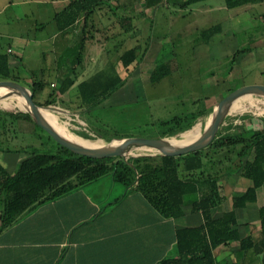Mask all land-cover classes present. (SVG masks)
<instances>
[{
    "label": "rangeland",
    "instance_id": "1",
    "mask_svg": "<svg viewBox=\"0 0 264 264\" xmlns=\"http://www.w3.org/2000/svg\"><path fill=\"white\" fill-rule=\"evenodd\" d=\"M70 1L0 0V52L5 53L10 44L17 53L26 50L23 66L36 73V78L22 67L16 74L21 78L18 84L31 90L33 80L42 79L45 88L37 93L34 101L57 116V122L70 135L86 134L95 140H85L102 145L109 143L96 138V134L112 139L111 143L126 138L182 140L183 135L198 126L203 132L218 104L233 91L244 86H264V2L227 11L218 10L219 6H225L223 1H211L191 6L184 12L182 8H175L182 0H157L155 5L163 7L155 9L147 7L145 0H110L113 7H118L117 11L104 5L89 22L85 52L92 62L76 82L103 68L119 74L124 83L100 105L88 110L80 103L77 87L63 96L56 93L59 80L67 73L53 72V56L48 52L49 37L55 32V25L50 23L54 12ZM165 4L171 9H166ZM122 18L134 19L129 33L124 30ZM48 23L45 30H37L38 25L42 28ZM81 25L67 32L64 38L72 44L78 42L83 34ZM215 26L220 27L217 34L207 39L202 36L204 30ZM35 36L43 42H35ZM23 43L27 45L24 47ZM137 45L141 47L137 61L128 69L123 68L121 55ZM164 63L169 64L171 74L153 83V70ZM17 64V60L12 61V67L17 68ZM250 98L254 105L249 100H241L242 108L230 111L222 128L234 122L238 127L234 125L230 133L264 131V97ZM51 101L54 103L48 104ZM15 105V100L11 101L10 108L0 103V144L19 149L50 142L48 133L35 128L26 119V111ZM188 114L203 115L193 128L164 137L161 122ZM129 156L158 159L160 153L138 149ZM25 157V154L0 153L9 171H14ZM259 194V203L239 212L240 217L246 212H250L252 219L257 217V208L264 203V187Z\"/></svg>",
    "mask_w": 264,
    "mask_h": 264
},
{
    "label": "trees",
    "instance_id": "2",
    "mask_svg": "<svg viewBox=\"0 0 264 264\" xmlns=\"http://www.w3.org/2000/svg\"><path fill=\"white\" fill-rule=\"evenodd\" d=\"M211 1H223L229 10L264 2V0H186L182 6L190 7ZM110 2L71 0L55 14L53 22L61 33V40L77 23L81 21L84 23L80 40L72 47H66L62 55L58 54L59 63L74 58L72 66L66 68V77L59 80L56 93L60 96L65 95L80 76L89 41L88 25L97 10L107 5L112 11H117L118 7H113ZM145 2L150 6L157 3V0ZM133 20L122 18L126 33L133 30L131 25ZM127 22H130V25L126 26ZM219 30V26L212 27L204 30L202 36L210 38ZM140 49V45H137L126 50L120 57L121 66L128 69L133 65L137 61ZM10 57L8 51L0 52V80L21 83L20 76L16 74L22 69L12 67ZM26 73L36 78V73L27 69ZM170 74L169 64H160L152 72V82L158 83ZM123 83L124 80L119 74L102 70L77 86L82 107L90 110L100 105ZM44 88L42 79L33 80L31 88L33 98ZM54 94L55 92L52 93ZM53 103L54 101H51L48 104ZM24 115L35 128L43 130L28 113ZM202 115H181L161 122L160 127L165 129L164 137H172L193 128ZM234 125L238 127L234 122H230L225 128L221 127L213 143L205 149L184 156L160 155L158 159L146 156H129L126 160L121 157L93 159L71 152L58 144L49 134L47 136L51 143L40 142L29 148L10 149L0 144L2 153L26 155L18 163L13 174L0 163V231L12 226L22 216L40 205L54 201L88 182L110 175L126 189L140 191L160 213L169 218L183 215L182 207L188 197L194 199L193 211L203 214V225L177 232L173 255L164 259L161 264H212L214 251L235 241H240L241 251L244 253L249 251L264 253V207L260 211L259 240L252 236L240 238L236 216L237 209H244L249 204L257 202V191L264 186V131L241 130L230 133ZM78 136L95 140L86 134ZM96 138L104 139L108 143L112 141L101 134H96ZM233 174H240L250 180L252 186L243 195L233 199L231 211L214 219L212 210L222 203L219 182Z\"/></svg>",
    "mask_w": 264,
    "mask_h": 264
},
{
    "label": "crops",
    "instance_id": "3",
    "mask_svg": "<svg viewBox=\"0 0 264 264\" xmlns=\"http://www.w3.org/2000/svg\"><path fill=\"white\" fill-rule=\"evenodd\" d=\"M185 1L176 3L175 8L188 11L191 6L183 7ZM147 7L155 9L163 6L153 4ZM212 7L215 10V6ZM165 8L169 10L171 6L165 4ZM219 9L229 10L226 5L219 6ZM60 10L54 12V16ZM54 16L50 23L55 25V32L49 37L48 52L53 56V72L59 75L67 73L66 68L72 66L74 61L72 57L68 62L59 63L58 54L62 55L60 50L72 47L76 42L72 44L65 38L61 40V33L53 22ZM50 23L42 28L38 25L37 30H45ZM83 24L81 21L75 27L81 25L83 30ZM74 28L68 32H72ZM34 41L43 42L36 36ZM23 44L24 47L27 45ZM9 48L14 54L10 57V65L12 66V61L17 60V68H22L23 61L26 60V50L17 53L11 44L8 45L7 51ZM87 58L88 53L85 52L80 75H85L86 68L92 62ZM102 70L103 68L92 76ZM89 78H80L71 90ZM1 158V165L13 174L14 171H9L7 163L1 161ZM219 185L222 203L212 210L214 219L231 211L233 199L243 195L252 186V182L240 174H233L220 180ZM262 188L257 191V202L254 205L259 203V192ZM193 201L192 198H186L187 206L184 204L182 207L183 215L169 218L160 213L140 191L125 189L112 176L107 175L88 182L54 201L40 205L12 226L0 231V264H161L174 252L179 230L204 224L203 214L192 209ZM250 205L236 210L237 228L241 239L252 236L259 240L260 211L264 203L258 206L255 219L251 218L250 212L240 217L239 212L248 211ZM212 264H264V253H244L241 251L240 241H235L217 248Z\"/></svg>",
    "mask_w": 264,
    "mask_h": 264
},
{
    "label": "water",
    "instance_id": "4",
    "mask_svg": "<svg viewBox=\"0 0 264 264\" xmlns=\"http://www.w3.org/2000/svg\"><path fill=\"white\" fill-rule=\"evenodd\" d=\"M0 87H6L11 91L19 90L25 93L27 105L26 113L31 116V118L38 126L45 130L61 146L69 149L71 152L77 155L93 159L121 157L122 159L126 160L129 157V154L132 153V149L135 150L140 148L155 150L158 151L160 155L167 157L184 156L193 152L200 151L207 148L213 143L218 132L220 131V128L223 126L226 118L228 117L232 105L236 101L249 96L264 97L263 85L244 86L233 91L218 104L217 108L214 111L212 121L208 126H206L203 134L196 141L184 146L172 147L168 143L169 140L164 138H126L121 140L117 145L109 143L104 147L91 148L71 142L55 132V130H53L49 126V124L45 122V120L38 112L41 107L37 103H35L31 90L12 81H0Z\"/></svg>",
    "mask_w": 264,
    "mask_h": 264
},
{
    "label": "bare ground",
    "instance_id": "5",
    "mask_svg": "<svg viewBox=\"0 0 264 264\" xmlns=\"http://www.w3.org/2000/svg\"><path fill=\"white\" fill-rule=\"evenodd\" d=\"M13 100H15L17 102V105H15V106H18L22 110L27 111L25 93H23V92H21L19 90L11 91V90H9L6 87H0V103L3 104L5 107L10 108L11 107V101H13ZM241 100H249L250 104L254 105V102L250 98V96L249 97H244ZM241 100L236 101L232 105L231 111H235L237 109H241L242 108L240 106V101ZM38 112L40 113L42 118L45 120V122L47 124H49V126L53 130H55V132H57L59 135H61L65 139H67V140H69L71 142H74V143H76L78 145L91 147V148H99V147L106 146V145H102L99 142H92V141H89V140H85L84 138L78 137V136H76L74 134L70 135V134L67 133V130L63 126H61L59 122H57V120H56L57 116H55L52 113L46 112L42 108H40ZM203 132L201 131L200 126H198L195 131L189 132V133H186L185 135H183V139L182 140L171 139V140L168 141V143L172 147L184 146V145H187V144H190V143L196 141L203 134ZM118 143L119 142L113 143V145H117ZM135 150H138V149H135ZM131 152H134V149H132Z\"/></svg>",
    "mask_w": 264,
    "mask_h": 264
},
{
    "label": "built area",
    "instance_id": "6",
    "mask_svg": "<svg viewBox=\"0 0 264 264\" xmlns=\"http://www.w3.org/2000/svg\"><path fill=\"white\" fill-rule=\"evenodd\" d=\"M8 52H9V53H11V52H12V50H11V49H8ZM53 85H54V84H53Z\"/></svg>",
    "mask_w": 264,
    "mask_h": 264
}]
</instances>
